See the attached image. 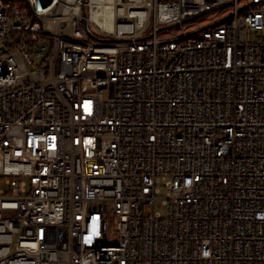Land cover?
I'll return each instance as SVG.
<instances>
[{"label": "built area", "instance_id": "1", "mask_svg": "<svg viewBox=\"0 0 264 264\" xmlns=\"http://www.w3.org/2000/svg\"><path fill=\"white\" fill-rule=\"evenodd\" d=\"M262 32L264 0H0V264H264Z\"/></svg>", "mask_w": 264, "mask_h": 264}, {"label": "rangeland", "instance_id": "2", "mask_svg": "<svg viewBox=\"0 0 264 264\" xmlns=\"http://www.w3.org/2000/svg\"><path fill=\"white\" fill-rule=\"evenodd\" d=\"M219 12H220V11H215V12H212V13L207 14V15H205V16L199 17V18H197V19H195V20H193V21H190V22H193V23L195 24V25L192 26V27L187 26L186 28H183V29H182L183 26H186V25L189 24L190 22L184 23V24L182 25V27H174V28H172V29H161L162 27H159V29H161V30L158 31L156 37H157L158 39H161V38L168 37V36H170V35H173V34H176V33H179V32H183V30H184V32H188V31L192 30L193 28H196V27H198V26H200V25H204L206 22L210 21V20L212 19V17L216 16ZM224 14H225V13L223 12L221 15H224ZM184 32H183V33H184ZM257 34H258V37H262V38H264V32H262V33H257ZM145 38H147L148 40H149V39H152V37H151V33H148V34L145 36ZM0 189H2V190H7V187L3 184V180H0ZM115 222H116V221L113 220V221H111V222L109 223V229L112 230V232H115V231H113V230L115 229ZM112 232H111V235H112ZM111 235H110V236H111ZM116 238H117V235H116V233H115V234H113V236H112V240L115 241Z\"/></svg>", "mask_w": 264, "mask_h": 264}, {"label": "water", "instance_id": "3", "mask_svg": "<svg viewBox=\"0 0 264 264\" xmlns=\"http://www.w3.org/2000/svg\"><path fill=\"white\" fill-rule=\"evenodd\" d=\"M188 20H186V21H183V22H181V23H186ZM179 25V23H177V24H174V25H172V26H168V27H166L165 29H172L173 27H176V26H178Z\"/></svg>", "mask_w": 264, "mask_h": 264}]
</instances>
